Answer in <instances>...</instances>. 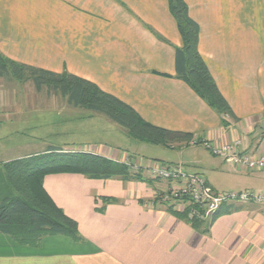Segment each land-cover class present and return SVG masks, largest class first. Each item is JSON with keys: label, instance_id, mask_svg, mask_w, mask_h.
<instances>
[{"label": "crops", "instance_id": "crops-1", "mask_svg": "<svg viewBox=\"0 0 264 264\" xmlns=\"http://www.w3.org/2000/svg\"><path fill=\"white\" fill-rule=\"evenodd\" d=\"M184 1L199 27V54L235 120L208 107L175 77V48L181 47V39L167 0H0V54L90 81L147 123L191 134L199 142L198 146L175 143L180 155L176 161L104 145L64 150L143 169L157 162L181 164L188 172L202 174L215 191L264 192V169L249 171L211 156L200 145L241 140L246 154L264 152V0ZM26 84L0 82V140L11 135L9 123L29 118L31 110L35 114L50 107L64 117V123L94 118L63 98L52 106L46 99L37 102L34 93L45 90L36 92ZM20 89L26 93L24 100L16 95ZM14 132L25 135L28 130ZM131 145L127 148L146 150L144 143ZM29 155L0 161V202L13 194L2 164ZM143 169L139 172L146 178ZM214 174L233 183L221 186ZM164 186L161 181L47 175L44 190L77 223L80 240L48 236L37 247H28L0 234V264H264V205L227 204L228 212L202 234L167 210L174 206L182 211L180 202L154 200V193ZM102 198L116 202L104 205Z\"/></svg>", "mask_w": 264, "mask_h": 264}, {"label": "trees", "instance_id": "trees-1", "mask_svg": "<svg viewBox=\"0 0 264 264\" xmlns=\"http://www.w3.org/2000/svg\"><path fill=\"white\" fill-rule=\"evenodd\" d=\"M169 13L175 21L181 39V47L175 48V77L188 86L208 107L220 115L236 119L219 92L208 68L198 51L199 27L189 17L184 0H167ZM7 76L18 83L30 82L36 92L58 95L70 105L102 114L124 129L127 136L140 143L169 148L175 143H188L192 135L169 131L144 121L135 110L111 94L103 92L95 84L67 72L48 70L20 64L0 54V77ZM225 125V121L222 122ZM5 178L13 192L0 202V234L10 237L19 245L37 247L48 236H64L79 241L77 223L53 202L43 188L47 175L78 174L92 180L120 179L122 181L159 182L133 173L124 163L105 157L61 148L48 149L44 153L29 155L2 164ZM189 202L182 211L169 206L167 210L188 222L202 234H207L211 224L226 214L229 207L219 206L204 217L205 210ZM102 198L104 205L115 203ZM102 212L103 209L98 210ZM195 212L196 215H191Z\"/></svg>", "mask_w": 264, "mask_h": 264}, {"label": "rangeland", "instance_id": "rangeland-1", "mask_svg": "<svg viewBox=\"0 0 264 264\" xmlns=\"http://www.w3.org/2000/svg\"><path fill=\"white\" fill-rule=\"evenodd\" d=\"M0 82L4 83V86L19 84L15 81H11L7 78V76L0 77ZM19 85L21 86V84ZM24 86L30 89L31 83L27 82ZM20 90L21 91L16 93V95L18 99L24 100L26 98V93L24 89ZM34 95L35 101L42 102L40 100L46 99V103L51 104L50 106H52L54 101L58 102L63 100L59 96L45 91L38 94L34 93ZM31 112L32 114L29 118L22 121H13L8 124L11 129V135L0 140V161H4L8 158L28 155V153L32 155L41 154L52 148H73L75 150L77 149L76 147H79L80 149L87 150L89 149L88 145L95 147H98V145H104L116 150L128 151L133 155L155 157V159H164L165 161L167 159H169V161H176L180 156L179 151L175 149V146L165 148L162 146L146 144V150H138L136 147V149L132 147L127 148V146H132L131 144L140 146V143L128 138L123 128L99 113L83 109L82 112L84 114H93L94 118L92 120L85 118L82 120L71 119L68 122L65 120L64 123V117L58 114L54 109H50V107L46 108V110H35V114H33L34 110H31ZM63 124H65V126ZM15 128L27 129L28 133L25 135H18L14 132ZM24 144L26 147H22ZM186 145L190 146L188 144ZM16 146H20V148H17ZM195 146H198V144ZM210 155L211 154L207 156ZM213 157L218 158L216 156ZM161 164L165 165V163ZM214 175H216L214 178L216 177V181H218L221 186H229L233 183L224 175ZM159 181L165 183V181Z\"/></svg>", "mask_w": 264, "mask_h": 264}, {"label": "built area", "instance_id": "built-area-1", "mask_svg": "<svg viewBox=\"0 0 264 264\" xmlns=\"http://www.w3.org/2000/svg\"><path fill=\"white\" fill-rule=\"evenodd\" d=\"M190 146L199 145L195 139L188 143ZM200 145L208 150L213 156L230 162L233 165L246 168L249 171L264 169V152L257 155H249L244 152L241 140L230 144L213 146L207 141H201ZM133 173L139 172L141 168L137 164L125 163ZM145 175L151 179L165 181V186L154 193V200L158 203L180 202L183 206L189 205L183 199L191 201L205 210V213L215 211L221 205L235 203H252L264 205V192L244 190L240 192H218L213 190L206 182L205 177L198 172H188L181 164L151 163L145 168ZM143 169V170H144ZM196 215L192 212L190 216Z\"/></svg>", "mask_w": 264, "mask_h": 264}]
</instances>
